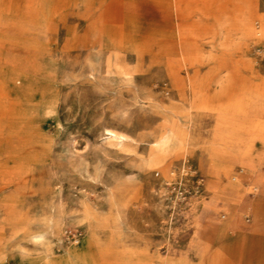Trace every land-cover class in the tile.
<instances>
[{"label":"rangeland","instance_id":"374dc122","mask_svg":"<svg viewBox=\"0 0 264 264\" xmlns=\"http://www.w3.org/2000/svg\"><path fill=\"white\" fill-rule=\"evenodd\" d=\"M262 125L264 0H0V264H264Z\"/></svg>","mask_w":264,"mask_h":264},{"label":"crops","instance_id":"0c3cea01","mask_svg":"<svg viewBox=\"0 0 264 264\" xmlns=\"http://www.w3.org/2000/svg\"><path fill=\"white\" fill-rule=\"evenodd\" d=\"M262 126H264V125H262ZM261 126V127H262ZM237 143V142H236ZM224 148L222 149V153L223 154H225V153H227V150H228V147L227 146H223ZM247 153L246 154V156L244 157L243 156V153ZM235 158L236 159H241V161H242V165H241V167L242 168H246V169H248V168H251L252 166H253V163H252V159L249 157V154H248V151H247V149H243V150H239L237 153H236V155H235Z\"/></svg>","mask_w":264,"mask_h":264},{"label":"bare ground","instance_id":"6f19581e","mask_svg":"<svg viewBox=\"0 0 264 264\" xmlns=\"http://www.w3.org/2000/svg\"><path fill=\"white\" fill-rule=\"evenodd\" d=\"M159 139V138H158ZM167 139V138H166ZM169 139V138H168ZM158 142H159V140H158ZM161 142H162V140H161ZM166 142V141H165ZM160 143V142H159ZM161 144V143H160ZM161 150V149H160Z\"/></svg>","mask_w":264,"mask_h":264}]
</instances>
